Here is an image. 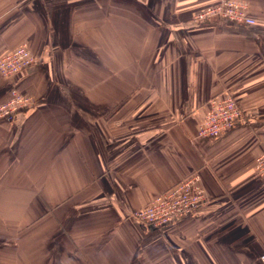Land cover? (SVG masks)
Returning a JSON list of instances; mask_svg holds the SVG:
<instances>
[{
    "label": "crops",
    "instance_id": "1",
    "mask_svg": "<svg viewBox=\"0 0 264 264\" xmlns=\"http://www.w3.org/2000/svg\"><path fill=\"white\" fill-rule=\"evenodd\" d=\"M220 0H0V75L34 105L0 121V264H264V0L254 25L195 14ZM228 90L242 120L198 135ZM197 173L205 204L163 227L135 210Z\"/></svg>",
    "mask_w": 264,
    "mask_h": 264
},
{
    "label": "built area",
    "instance_id": "2",
    "mask_svg": "<svg viewBox=\"0 0 264 264\" xmlns=\"http://www.w3.org/2000/svg\"><path fill=\"white\" fill-rule=\"evenodd\" d=\"M237 25H254L256 20L249 15L248 5L241 0H220L195 14V20L206 21L210 18ZM37 63V56L22 44L0 57V75L12 77ZM34 105L33 96L23 94L12 88L10 98L0 104V121L13 123L18 112ZM242 120V110L228 90L212 97L208 110L198 126V135L214 139L225 134ZM255 175L264 178V152L254 164ZM207 194L200 183L197 173L190 174L181 182L163 191L147 205L135 210L134 220L146 227H163L189 215L205 204ZM261 259L264 261V254Z\"/></svg>",
    "mask_w": 264,
    "mask_h": 264
}]
</instances>
